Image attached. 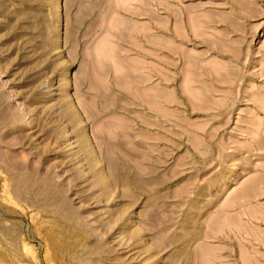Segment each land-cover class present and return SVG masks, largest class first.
<instances>
[{
	"label": "rangeland",
	"instance_id": "374dc122",
	"mask_svg": "<svg viewBox=\"0 0 264 264\" xmlns=\"http://www.w3.org/2000/svg\"><path fill=\"white\" fill-rule=\"evenodd\" d=\"M0 264H264V0H0Z\"/></svg>",
	"mask_w": 264,
	"mask_h": 264
},
{
	"label": "bare ground",
	"instance_id": "6f19581e",
	"mask_svg": "<svg viewBox=\"0 0 264 264\" xmlns=\"http://www.w3.org/2000/svg\"><path fill=\"white\" fill-rule=\"evenodd\" d=\"M144 7V6H143ZM167 9V8H166ZM168 11V10H167ZM130 13H131V11H130ZM171 13V12H170ZM139 14V13H138ZM146 14V13H145ZM172 14H173V11H172ZM187 14V13H186ZM146 16V15H145ZM147 16H149L148 15V13H147ZM175 16H176V14H175ZM174 17V16H173ZM152 21H154V20H152ZM161 24H162V22H161ZM167 27H169V26H167ZM141 28V27H140ZM165 29V28H164ZM169 28H167V30H168ZM181 30V29H180ZM172 31V30H171ZM174 31V30H173ZM182 31V30H181ZM140 32V31H139ZM124 33V32H123ZM144 34V33H143ZM145 34H147V33H145ZM165 34V33H164ZM161 35V34H160ZM143 36V35H142ZM145 36V35H144ZM179 36V35H178ZM148 37V36H147ZM177 37V36H176ZM146 38V37H145ZM147 39V38H146ZM145 41V40H144ZM162 44V43H161ZM173 79V78H172ZM143 80V79H142ZM135 87V86H134ZM155 98H156V96H155ZM102 100V99H101ZM77 115V114H76ZM79 116V115H78ZM142 122V121H141ZM140 123V122H139ZM141 124V123H140ZM138 126V125H137ZM123 137V136H122ZM126 138V137H125ZM105 139V138H104ZM114 143V142H113ZM114 145V144H113ZM117 146V145H116ZM109 149V148H108ZM136 150V149H135ZM142 150V149H141ZM144 159V158H143ZM182 251V250H181ZM180 254V253H179Z\"/></svg>",
	"mask_w": 264,
	"mask_h": 264
}]
</instances>
